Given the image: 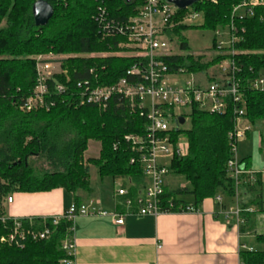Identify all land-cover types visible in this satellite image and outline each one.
Here are the masks:
<instances>
[{"label":"trees","instance_id":"obj_1","mask_svg":"<svg viewBox=\"0 0 264 264\" xmlns=\"http://www.w3.org/2000/svg\"><path fill=\"white\" fill-rule=\"evenodd\" d=\"M38 0H0V208L13 193H45L64 189L73 194L75 205L80 193H90L89 165H95L99 177L129 182L131 197L146 186L141 164H131L136 151L127 137L141 136L147 127L146 114L138 101L114 96L106 110L81 105L78 84L111 86L126 77L127 71L140 59L115 55L125 51L122 36H105L98 18L105 10L109 19L124 21L136 15L137 1L68 0L51 3L53 18L45 27H36L32 8ZM248 0H201L190 10L178 11L170 20L165 35L169 42L187 51L183 33L195 28L184 24L188 13L197 12L203 23L197 27L216 33L222 31L238 37L235 55L218 54L211 60L205 56L170 55L164 61L171 73L202 74L218 67L224 60L235 63V75L246 101L245 116L249 124L264 122V88L255 90L251 83L264 75V0L252 8L253 15L234 9ZM234 27V29L232 28ZM233 30V31H232ZM233 32V33H232ZM214 38L213 51L217 50ZM232 50V49H231ZM113 52V56L91 57L93 53ZM228 54V55H226ZM68 56L60 63L61 73L48 83V109L23 110L37 81V59ZM139 79L137 78V81ZM58 85L64 92L59 93ZM234 106L226 115L208 114L195 108L190 116L191 127L181 130L189 145L184 158L171 162L164 187V206L181 213L188 207L199 209L207 200L223 196L227 201L240 198V189L250 196V204L242 206L243 233L253 232L254 218L264 213L262 175L254 183L242 176L238 195L228 164L233 159L231 133L235 130ZM90 142L101 145L100 156L85 161ZM32 160L43 161L45 168L35 171ZM170 177L183 178L187 186L167 183ZM185 196L193 200L188 203ZM123 200V199H122ZM249 207L257 212L250 214ZM120 211L123 208L120 207ZM124 212V211H123ZM4 215L3 209L0 210ZM39 220V219H38ZM49 225H51L49 223ZM71 222L63 220L52 227V236L45 241H29L24 248L0 242V264H61L66 259L62 246L70 237ZM14 224L0 220V239L12 232ZM256 240L264 244V236ZM241 264H264V249L242 252Z\"/></svg>","mask_w":264,"mask_h":264},{"label":"built area","instance_id":"obj_2","mask_svg":"<svg viewBox=\"0 0 264 264\" xmlns=\"http://www.w3.org/2000/svg\"><path fill=\"white\" fill-rule=\"evenodd\" d=\"M136 1L140 3L136 7V15L124 21L110 20L106 11L102 10L98 20L105 36L115 35L125 38L126 43L122 45L125 49L124 53L126 52L125 55H115L136 57L140 59V62L133 65L127 71L126 77L115 85L86 84L83 87L82 84H78V88L81 89L79 91L81 105H90L99 110H106L114 96H122L128 101L137 100L142 106L146 114V130L141 136L127 137V141L132 144L137 155V158L132 159L131 164L142 165L147 186L134 198L130 196L126 188L118 190L117 197L120 198L119 204L124 212L119 209L108 212L97 207L92 208V204L81 206L74 204L64 215L51 218L13 219L2 217L0 213L2 223L10 220L14 224L12 232L0 239L1 243L24 248L29 241L48 240L53 234L52 227H58L63 220H66L71 222L72 226L70 237L64 241L62 246L67 257L61 261V264H73L72 258L75 251L73 221L77 217H109L113 225L123 226L126 216L131 214L156 217L161 214L173 213L171 211L173 204L167 208L163 203L165 181L173 159L184 158L189 153V145L180 144L181 130L185 129L188 121L186 114L190 117L195 108L210 115H226L231 106H234L235 130L230 135V139L233 141L231 148L233 159L229 161L228 170L231 178L235 181L236 194L238 195L241 178L246 172L237 160V141L245 138L250 129L242 131L239 128L246 113V101L241 94L239 80L235 75V63L226 59L217 67L218 69L212 77H209L208 72L191 73L196 79L186 82L185 86L171 84L169 76L187 73L184 70L171 73L169 66L164 61L165 58L172 55L165 30L179 10L166 0H134L133 3ZM260 4H263L262 0H248L234 9V15L244 11L252 16V8ZM198 17L199 13L197 12L188 13L182 23L194 24ZM232 28L234 29L233 26ZM215 39L219 53L225 55L227 50L224 48L223 40L228 39L232 49H229L228 52L232 56L235 55L233 49L239 39L234 33L229 35L217 31ZM36 68V87L23 106V110L27 112L39 108H49L48 83L56 74L62 72L60 63L54 62L50 58H38ZM251 84L255 90L263 89L264 79H257ZM56 89L62 93L65 88L58 85ZM180 118L185 120L183 126L179 124ZM262 175L264 176V171ZM215 200L219 204L223 201L221 197H216ZM7 201L12 203L13 198L9 197ZM236 205L227 213V216H236L237 219H240L243 211L238 200ZM198 212L199 210L188 207L181 213Z\"/></svg>","mask_w":264,"mask_h":264},{"label":"crops","instance_id":"obj_3","mask_svg":"<svg viewBox=\"0 0 264 264\" xmlns=\"http://www.w3.org/2000/svg\"><path fill=\"white\" fill-rule=\"evenodd\" d=\"M260 135L259 151L255 155H237L246 180L252 183L256 175L264 171V136ZM245 137L249 139L250 131ZM104 179L96 188L91 187L90 193H80L79 202L108 212L120 210L117 192L125 186ZM262 181L264 208L263 175ZM240 193V198L236 196L233 202L223 196H220L221 204L207 200L198 213H168L156 217L131 214L126 216L123 226L113 225L109 217H77L73 221V264H241L242 252L262 250L264 244L256 240L257 236H262L256 229L258 213L254 218V231L246 233L240 231L242 214L240 219L227 216L237 206V200L239 206L250 204V196L243 189ZM9 197L13 198L12 203H8ZM74 204L73 194L64 189L18 192L5 198L0 210L13 219L51 218L64 215ZM256 209L249 207L246 212L254 214Z\"/></svg>","mask_w":264,"mask_h":264},{"label":"rangeland","instance_id":"obj_4","mask_svg":"<svg viewBox=\"0 0 264 264\" xmlns=\"http://www.w3.org/2000/svg\"><path fill=\"white\" fill-rule=\"evenodd\" d=\"M203 23V17L199 14L198 19L194 22L195 28L189 29L183 33V35L186 37L188 41V50L187 51H181L176 44V42L171 43L169 42V50L172 52L174 55H180V56H189V55H194V56H205L207 59L211 60L213 57L217 56L219 53L218 50L213 51L214 48V38H215V33L212 31L208 30H203L199 29L197 27L201 26ZM197 26V27H196ZM224 48H230V41L228 39H224ZM119 54H124V51L118 52ZM117 54V53H115ZM113 52H108V53H93L90 56L91 57H107V56H113ZM119 55V56H121ZM50 60L54 62H61L62 59L68 58V56H51L49 57ZM217 66L215 68L209 69L207 72L209 73V77H212L214 75V72L216 73ZM205 72V73H207ZM194 78L196 77L192 75L190 72L187 73H178L174 74L172 76H169V82L171 84H178L179 86H185L186 82L193 81ZM264 79V75L262 77ZM186 117L188 119L185 129L191 127V118L189 117L188 114H186ZM239 128L242 129V131L246 130L247 128L250 129V137L247 139L246 137L243 139H239L237 141V150L239 157L244 156V155H255L256 151H259V139L261 137L260 133L264 136V122H258L255 125L248 124L246 122H240ZM256 137V139H254ZM255 143V145H254ZM180 144L182 145H187L188 141L185 136L181 135L180 138ZM100 149L101 145L96 142H90L88 145V150L85 153V161L89 159H96L99 158L100 156ZM240 160V159H239ZM239 162V161H238ZM241 162V161H240ZM239 162V163H240ZM32 166L35 171H38L42 168H45L43 161H34L32 160ZM89 171H90V184L92 188H96L99 186L102 182V179L99 177V171L98 168L95 165H89ZM105 182H112L114 184H120L123 186L128 187L129 182L127 179L122 178V179H117L113 181L111 178H105ZM167 183L175 186V187H180L184 188L187 186L186 181L183 178H176V177H170L167 179ZM184 200H186L188 203H192L193 200L190 196H185ZM256 229L261 235L264 236V213H258L257 214V219H256Z\"/></svg>","mask_w":264,"mask_h":264},{"label":"water","instance_id":"obj_5","mask_svg":"<svg viewBox=\"0 0 264 264\" xmlns=\"http://www.w3.org/2000/svg\"><path fill=\"white\" fill-rule=\"evenodd\" d=\"M68 0H38L32 8V16L36 27L48 25L54 15V8L51 3L66 2ZM128 5L133 4L134 0H125ZM169 4L176 7L179 11H185L196 6L201 0H166ZM180 125L185 124V120L180 118Z\"/></svg>","mask_w":264,"mask_h":264}]
</instances>
